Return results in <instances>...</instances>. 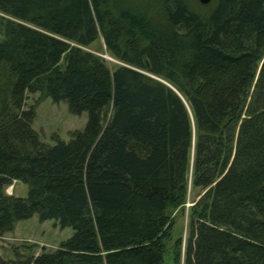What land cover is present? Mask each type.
I'll return each mask as SVG.
<instances>
[{
    "label": "trees",
    "instance_id": "16d2710c",
    "mask_svg": "<svg viewBox=\"0 0 264 264\" xmlns=\"http://www.w3.org/2000/svg\"><path fill=\"white\" fill-rule=\"evenodd\" d=\"M136 3L0 0V234L37 216L73 233L33 264H162L190 185L184 264H264V0ZM30 94L84 128L42 142Z\"/></svg>",
    "mask_w": 264,
    "mask_h": 264
},
{
    "label": "rangeland",
    "instance_id": "374dc122",
    "mask_svg": "<svg viewBox=\"0 0 264 264\" xmlns=\"http://www.w3.org/2000/svg\"><path fill=\"white\" fill-rule=\"evenodd\" d=\"M138 5L143 0H129ZM190 7L200 15L208 17L216 0L202 4L199 0H187ZM88 50L102 58L112 72L120 65L110 57L103 41L99 38ZM39 94L27 96L26 107L34 105V118L31 122L32 130L40 140L48 145L56 141L68 142L75 133L81 131L87 121V114L72 115L66 103H53L49 98L36 102ZM7 195L25 198L28 186L20 181H12L5 188ZM11 193V194H10ZM198 189H187L186 199L180 206L168 211L170 229L168 236L162 241V264H184L185 248L189 234L190 207L197 199ZM70 227L60 228L54 220L40 222L37 216L18 221L12 232L0 234V258L3 264H33L34 259L42 253H51L60 244L71 237Z\"/></svg>",
    "mask_w": 264,
    "mask_h": 264
},
{
    "label": "water",
    "instance_id": "95a60500",
    "mask_svg": "<svg viewBox=\"0 0 264 264\" xmlns=\"http://www.w3.org/2000/svg\"><path fill=\"white\" fill-rule=\"evenodd\" d=\"M202 4H208L211 0H199Z\"/></svg>",
    "mask_w": 264,
    "mask_h": 264
},
{
    "label": "crops",
    "instance_id": "0c3cea01",
    "mask_svg": "<svg viewBox=\"0 0 264 264\" xmlns=\"http://www.w3.org/2000/svg\"><path fill=\"white\" fill-rule=\"evenodd\" d=\"M11 194V193H10Z\"/></svg>",
    "mask_w": 264,
    "mask_h": 264
}]
</instances>
